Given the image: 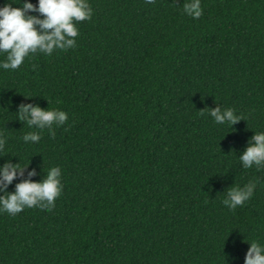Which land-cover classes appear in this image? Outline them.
Returning a JSON list of instances; mask_svg holds the SVG:
<instances>
[{
  "label": "trees",
  "instance_id": "obj_1",
  "mask_svg": "<svg viewBox=\"0 0 264 264\" xmlns=\"http://www.w3.org/2000/svg\"><path fill=\"white\" fill-rule=\"evenodd\" d=\"M185 2L89 0L75 48L0 69V165H27L6 191L55 166L64 186L50 211L0 212V264H244L264 244V169L238 159L264 132V0H201L199 19ZM21 104L68 119L51 135L16 119ZM216 107L244 120L217 124Z\"/></svg>",
  "mask_w": 264,
  "mask_h": 264
},
{
  "label": "clouds",
  "instance_id": "obj_2",
  "mask_svg": "<svg viewBox=\"0 0 264 264\" xmlns=\"http://www.w3.org/2000/svg\"><path fill=\"white\" fill-rule=\"evenodd\" d=\"M147 4L155 0H145ZM20 5L14 7L13 5ZM183 13L193 19L203 15L201 0H188L183 4ZM93 10L89 0H5L0 6V54H6L0 61V69L15 70L19 68L30 54L37 52L51 55L55 50H68L76 47V37L79 35L76 24L90 20ZM208 114L214 122L230 127L243 117L236 114L233 108L216 107ZM27 123L31 128L48 129L54 135L53 125H63L68 114L58 109H42L38 105L21 104L18 106L17 118ZM25 143H39V132H28L23 136ZM7 137L0 134V152H4ZM244 169L255 167L257 171L264 169V132H256L250 138L247 147L238 157ZM27 167L19 163H4L0 165V212L16 215L25 208L40 207L50 211L55 206V200L63 189L61 169L51 167L46 177L39 182L25 179L15 185L13 192H7V187L18 176H23ZM35 170L29 171V178L35 175ZM259 181L250 180L243 187H231L223 204L230 210L242 206L250 200ZM244 257V264H264V244L258 241L249 243Z\"/></svg>",
  "mask_w": 264,
  "mask_h": 264
}]
</instances>
